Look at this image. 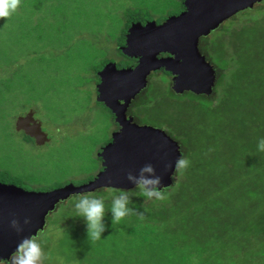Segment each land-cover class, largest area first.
Here are the masks:
<instances>
[{"label": "rangeland", "instance_id": "rangeland-1", "mask_svg": "<svg viewBox=\"0 0 264 264\" xmlns=\"http://www.w3.org/2000/svg\"><path fill=\"white\" fill-rule=\"evenodd\" d=\"M146 1L154 0H21L30 27L44 28L48 39L39 46L32 37L18 44L15 21L9 32L0 30V42L6 38L11 44L0 62L19 59L34 78L13 80L12 93L0 87V164L6 162L12 171L34 181L32 188L79 185L99 172L98 153L117 124L112 113L97 103L100 69L92 74L85 70L94 60L78 54L68 57L66 48L75 52L94 47L124 65L112 35L122 31L124 7L136 8ZM114 20L120 23L117 28L112 27ZM65 25L63 38L69 45L60 47L61 40L51 37L60 35L57 27ZM199 49L217 71L219 82L213 94H177L165 72H153L129 110L135 122L164 129L191 161L186 173L174 177V185L167 189L165 211L161 208L165 202L150 200L154 205L157 202L162 221L159 226L149 225L153 243L141 244L146 229L136 239L129 237L136 216L112 225L111 212L104 218L106 231L91 242L84 218L77 216V195H73L48 216L37 236L51 257L45 264H176L177 259L170 263L161 257L170 245L166 238L172 234L181 246L204 244L224 264H234L235 250H255L250 241L256 243L264 230V152L257 150L258 139L264 137V1L201 38ZM41 73L46 74L42 81L37 79ZM31 109L49 134L50 141L44 145L26 142L15 128L17 117ZM118 191L103 188L92 194L104 198L106 210ZM131 191L133 203L140 195L138 189ZM247 228L248 237H239ZM231 231L238 237H227ZM190 256L192 264L200 263V257Z\"/></svg>", "mask_w": 264, "mask_h": 264}, {"label": "water", "instance_id": "water-1", "mask_svg": "<svg viewBox=\"0 0 264 264\" xmlns=\"http://www.w3.org/2000/svg\"><path fill=\"white\" fill-rule=\"evenodd\" d=\"M263 1L184 0L186 9L161 23L156 19L133 22L120 50L128 57L137 58V65L118 68L116 61H109L98 72L97 100L111 110L120 126L98 153L102 169L86 183H67L50 190L27 189L0 181V262L8 261L23 237L38 236L45 229L48 216L71 196L103 188L134 189L126 173L138 174L145 163L150 162L156 167L157 174L162 177V186H172L175 161L184 155L181 145L162 128L136 123L127 115L129 105L147 87L149 76L161 69L173 76L172 89L177 94L185 91L197 95L213 94L217 71L199 49L201 38ZM15 128L24 131L37 145L50 141L32 109L17 118ZM25 216L31 217V223L24 226L23 232L17 233L11 228L10 221L15 217L22 223Z\"/></svg>", "mask_w": 264, "mask_h": 264}, {"label": "trees", "instance_id": "trees-1", "mask_svg": "<svg viewBox=\"0 0 264 264\" xmlns=\"http://www.w3.org/2000/svg\"><path fill=\"white\" fill-rule=\"evenodd\" d=\"M22 3L23 2H21V6H20L18 12L15 13L10 19H8V20L0 19V30H3V31L5 30V31L9 32L10 30L8 31V27H11L15 21L16 29H17L18 44L24 45L25 39L28 37H32L35 39L34 44L39 46L41 44V42H43L45 39H48L47 37H45V34L43 33V31H45V30H44V28L34 27L32 25L30 27V24L28 23V20L26 19V16L24 13L25 9L23 8ZM157 3H158V0H154V1L140 2L139 5L137 4L136 8L129 7V6L124 7L123 14H122V16H123L122 21H123L124 26L122 25L123 26L121 29L122 31L120 34H118L115 31L112 35L113 37L117 38V43H116L117 45L124 43L125 33H126L128 27L133 22H135V21L145 22L146 20H151V19H156L158 22H161L162 20H165L167 18V16H166L167 14H169V15L178 14L182 9H184L183 0H166L165 2H163L162 6L158 5ZM253 9H255V8H253ZM253 9H251V10H253ZM154 12L159 14L157 18L155 17ZM62 13L64 15L67 14L66 11H64ZM119 25H120V23L118 22V20H114L112 27L117 28V26H119ZM65 27H66V25L61 26V27H57V30H58L57 33L60 35H57L56 37H51L54 39L59 38L61 40V42H58L60 47H62V45L63 46L69 45V40L68 39L64 40V38H63L66 36L63 32L64 31L63 29ZM75 28H76V26L74 27V29ZM81 41L83 42V44L88 45L87 42L85 43L83 40H81ZM48 43H50V42H48ZM10 45H11L10 43L7 44L6 38L3 39L2 42H0V59L1 60H5L1 55L7 56L8 53L10 52L9 51ZM89 45L92 46L93 44L91 43ZM101 50L104 51L106 49H101ZM116 50L118 51V48H116ZM66 51H67L66 52L67 56L71 57V58L74 55L78 54L79 58L90 59V61L94 60V63L92 65H90L89 67H86L87 69H85L86 71L90 72L89 74L96 72L97 70L101 69L108 61H111V59H108L107 57H105V55L103 56L102 54H100V51L94 50V47H92V49L89 46L80 47L78 50L76 49L75 52L72 51V49H70V48H66ZM20 52L21 51H18L17 53H20ZM120 53L121 52H119V54ZM43 60L44 59H41V61L39 62V67L43 64L42 63ZM136 63H137V61L135 58H125L124 65H120V63H118V65L119 66H132L133 67ZM26 68L27 67L25 66V64L21 63L19 59H16L15 61H6V64L0 62V87H3V85H4L5 88H3V89H5V91L8 93H12L15 90V88L12 84L13 80H22V81L27 80V82L33 81L34 80L33 76L30 75V73L26 70ZM54 69H55V71H57V67H55ZM35 71L38 72L37 69H35ZM162 71H164V70H162ZM165 73L169 76L168 72H165ZM43 74L44 73L39 74L40 76L41 75L42 76L40 77V79L39 78H37V79L42 81L46 75V74H44V75ZM97 81H99V78ZM218 82H219V79L217 80V83ZM220 83L222 84V82H220ZM50 90L48 88L45 91V93L49 92ZM31 92H35L34 87H32ZM1 102L2 101L0 100V103ZM97 103L105 107V105L102 104L101 102L97 101ZM112 117H113V114H112ZM254 132H256V131H254ZM22 134H23L24 140L26 142H32V139H30L24 133H22ZM262 135H264L263 132H262ZM98 160L101 161V159L99 157H98ZM10 168L11 167L8 163L2 161V164H0V181L5 182V183H14V184H17L19 186L26 187L27 189H36V188H32L33 186L30 185V184L34 183V181L33 182L27 181L22 175L12 171ZM100 169H102V167H100ZM92 178H94V176H92L91 179ZM60 186H62V185H60ZM172 186H170L166 189H170ZM251 187H253V186H251ZM40 189H38V190H40ZM114 190L117 191V189H114ZM166 194H167V192H166ZM157 202L154 205L147 198L139 196V198L135 202L130 203V206H129L130 208L134 209L136 212H143L144 216H145V219L141 220V219H139V216L135 213L128 215V216H131L133 218H135V216H136V218L133 219L136 221L132 225V227L130 228L129 237L136 239V236L138 235V233H140V231H142L143 229H146L145 232L141 235V239H140L142 241L141 244L149 245V244L153 243V241H150V236H149L150 232L148 229L149 225L159 226L160 224H162L160 216L157 215V211H156V207H155L157 205ZM162 202H165V201H162ZM165 203L166 204L162 205V207H161L162 211H165L167 208L166 205L168 203L167 202H165ZM110 208H111V206L106 208V215L105 216L109 215V213L111 212ZM232 216H234V215H232ZM142 225H145V226H142ZM248 230L249 229L247 228V233H245L244 230H242L241 231L242 234L239 237H242L243 239L248 237L247 236V234H249ZM259 236H260V238L258 239V241H256V243H255V241L254 242L250 241L252 244L256 245V246L253 245L255 250H249L248 251L247 248H241L239 251L235 250L236 252L232 256L234 259H236L234 264H238L240 261H241L240 264H264V230L259 232ZM227 237H229L230 239H234V238H237L238 236L235 234L234 231H231L230 233H228ZM166 239L170 240V245L165 248V256H161V257H163V258L165 257L166 260L170 261V263H172V261L177 259L178 261L176 264H188V263L192 264L191 260H190V257H191L190 255L195 254L201 258V260H199L200 263H198V264H224L219 259L217 260V257H215L213 252L209 253L208 248H206L207 246H205L204 244H199V243L195 242L196 244L193 243L192 245L181 246L178 239L174 236V234H172L171 236H169ZM166 239H164V240L167 241ZM242 240H241V242H242ZM207 252L209 253V255L206 254ZM227 256H230V255H227ZM227 256L225 258H227Z\"/></svg>", "mask_w": 264, "mask_h": 264}, {"label": "clouds", "instance_id": "clouds-1", "mask_svg": "<svg viewBox=\"0 0 264 264\" xmlns=\"http://www.w3.org/2000/svg\"><path fill=\"white\" fill-rule=\"evenodd\" d=\"M20 6L21 0H0V19H10L18 12ZM257 150L264 152V137L258 139ZM190 166L191 161L186 156L180 155L175 161L173 176H183ZM166 167H171V165H166ZM126 178L135 186V189L139 190L138 194L148 200L164 201L168 198L167 189L162 186V177L157 174L156 167L150 162L141 166L138 174L128 171ZM132 196L131 190H119L112 196L110 208L112 225L118 224L125 217L134 213L139 216V219H145L143 212H136L129 207ZM74 207L77 216L83 217L86 222L89 240L91 242L99 240L107 227L104 219L106 215L104 198L97 197L90 191L82 192L77 195ZM30 223L31 217L29 216H25L22 223L19 218L14 217L10 221V226L17 233H21L24 226ZM50 259V254L44 251L39 238L35 235H29L18 242L8 257L7 264H45Z\"/></svg>", "mask_w": 264, "mask_h": 264}, {"label": "flooded vegetation", "instance_id": "flooded-vegetation-1", "mask_svg": "<svg viewBox=\"0 0 264 264\" xmlns=\"http://www.w3.org/2000/svg\"><path fill=\"white\" fill-rule=\"evenodd\" d=\"M183 2H184V0H183ZM185 9H186V8H185V6H184V9H182L179 13H181V12L184 11ZM242 12H243V11H242ZM179 13H178V14H179ZM238 14H239V13H238ZM172 15H176V14H172ZM170 16H171V15H170ZM236 16H237V15H236ZM168 17H169V16H168ZM168 17H167V18H168ZM234 17H235V16H234ZM234 17H232L231 19H233ZM167 18H166V19H167ZM166 19H165V20H166ZM231 19H229V20H231ZM151 20H153V19H151ZM146 21H148V20H146ZM146 21H145V22H146ZM163 21H164V20H162L161 22H163ZM135 22H139V21H135ZM140 22H142V21H140ZM145 22H142V23H145ZM161 22H159V23H161ZM130 26H131V25H130ZM130 26H129V27H130ZM129 27H128V28H129ZM127 30H128V29H127ZM126 33H127V31H126ZM126 33H125V40H126ZM210 35H211V34H210ZM210 35H209V36H210ZM207 37H208V36H207ZM207 37H206V38H207ZM202 38H203V37H202ZM125 40H124V43H123V44H118V45L116 46V48H118V51H119V52H121L120 47H121L122 45L125 44ZM120 55H121L122 57H124V59H125V58H132V57H128V56L124 55L122 52L120 53ZM165 55H166V54H165ZM135 59H136V61H137V63H138V59H137V58H135ZM111 61H115V60H111ZM108 62H109V61H108ZM108 62H107V63H108ZM116 63H117V65H118V62H116ZM137 63H136L134 66H136ZM104 66H105V65H104ZM104 66H103V67H104ZM134 66H133V67H134ZM103 67H102V68H103ZM124 67H132V66H119V65H118V68H124ZM102 68H101V69H102ZM101 69H100V70H101ZM100 70H99V71H100ZM162 70H163V69H161V70H159V71H162ZM99 71H98V72H99ZM159 71H156V72H159ZM164 71H165V70H164ZM164 71H162V72H164ZM165 72H166V71H165ZM169 77H170V80H171V88H172V79H173V76H172L170 73H169ZM98 78H99V81L96 83V94H97V97H98L97 85H98L99 82H100V77H99V75H98ZM148 83H149V79H148ZM216 84H217V80H216ZM147 86H148V85H147ZM215 88H216V85H215V87H214V92H215ZM172 90H173V89H172ZM142 92H143V90H142V91H141V92H140V93H139V94H138V95H137V96L131 101V103H130V105H129V108H128V110H127V115H128L129 117H130V116L133 117V115H131V114L129 113L130 107L133 105V103L135 102V100L139 97V95H140ZM173 92H174V90H173ZM185 92H191V91H185ZM185 92H184V93H185ZM191 93H193V92H191ZM182 94H183V93H182ZM193 94H195V93H193ZM205 96H207V95H205ZM97 97H96V98H97ZM97 101H98V100H97ZM102 104H103V103H102ZM105 107H106V106H105ZM106 108H107V107H106ZM109 110H110V109H109ZM110 111H111V110H110ZM26 114H28V112H27ZM26 114H25V115H26ZM112 114H113V113H112ZM20 116H24V115H20ZM18 117H19V116H18ZM18 117H17V118H18ZM35 118H36V117H35ZM133 118H134V117H133ZM113 119H114V121H115V116H114V114H113ZM16 120H17V119H16ZM37 120H38V119H37ZM38 121H40V120H38ZM134 121H135V119H134ZM115 122H116V121H115ZM136 123L140 124L139 122H136ZM116 124H117V127H116L117 129H116L115 131H118V130L120 129V126H119V124H118L117 122H116ZM143 125H144V124H143ZM147 125H153V124H149V123H147ZM153 126H154V125H153ZM156 127H157V126H156ZM20 132L25 134L24 131H20ZM47 133H48V132H47ZM25 135H26V134H25ZM112 135H113V134H112ZM27 136H28V135H27ZM28 137H29V136H28ZM29 138L32 139V143L35 144V140H34L33 138H31V137H29ZM111 140H112V137H111ZM111 140H110V141H111ZM110 141H109V142H110ZM109 142H108V143H109ZM101 162H102V160H101ZM101 165H102V164H101ZM101 167H102V166H101ZM100 170H101V169H100ZM100 170H99V171H100Z\"/></svg>", "mask_w": 264, "mask_h": 264}]
</instances>
